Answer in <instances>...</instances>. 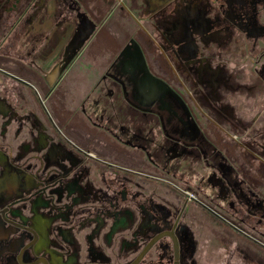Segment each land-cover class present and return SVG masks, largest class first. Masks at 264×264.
<instances>
[{"label": "rangeland", "instance_id": "rangeland-1", "mask_svg": "<svg viewBox=\"0 0 264 264\" xmlns=\"http://www.w3.org/2000/svg\"><path fill=\"white\" fill-rule=\"evenodd\" d=\"M77 6L73 8L67 0H44L34 12L33 0H0V58L20 75L21 90L27 88L22 86L26 83L38 89L43 104L51 105L56 117L52 124L43 123L34 139L27 134L30 124H25L20 135V143L25 140L41 150L39 162L20 160L18 172L17 163L8 162L11 171L4 187L17 189L14 198L30 199L35 191H43L25 208L26 219L35 209L47 218L52 233H87L92 231L95 219L100 220L95 232L104 231V223L131 216L137 220L146 216L148 224L159 220L168 226L183 202L191 200V195L196 197V191L205 193L209 188L205 180L211 167L206 156L210 159L211 149L224 153L237 144L238 137L245 147L264 154V122L255 126L262 114L250 120L248 127L235 123V129L223 122L222 115L209 108L199 110L191 98L181 96L183 91L175 86L176 81L164 83L166 90L159 91V96L163 95L144 103L136 97L140 82L119 64L122 55L110 64H80L85 51L82 44L98 34L97 28L88 24L92 16L80 15ZM104 56L108 61L111 54ZM56 65L60 68L53 80L51 73ZM144 74L137 72L139 79ZM16 80H7V86L16 85ZM259 89L260 85L252 88ZM27 90L24 94L28 95ZM92 100L100 102L101 111L86 114L88 101L92 104ZM30 103L20 106L21 115L30 109ZM1 110L9 109L1 105ZM224 112L232 115L230 108ZM40 132L43 136L47 133L41 141ZM3 135L7 136L0 127V137ZM195 136L204 139L197 144ZM81 149L97 154L99 160ZM46 153L49 158L42 159ZM54 155L55 164L50 160ZM50 175L60 181L52 190L47 186L52 182ZM254 178L251 181L259 184ZM74 180L78 186L70 183ZM260 191L264 200L263 186ZM259 214L264 215V210ZM255 227H262L258 232L264 234V222L248 230L257 237ZM260 240L264 243V238Z\"/></svg>", "mask_w": 264, "mask_h": 264}, {"label": "flooded vegetation", "instance_id": "flooded-vegetation-1", "mask_svg": "<svg viewBox=\"0 0 264 264\" xmlns=\"http://www.w3.org/2000/svg\"><path fill=\"white\" fill-rule=\"evenodd\" d=\"M184 3V31L179 38L172 31L173 15L162 20L164 51H173L171 44L179 39L182 53L175 65V86L181 88V96L191 98L199 110L209 108L217 112L223 116V122H229L235 129V123L239 122L250 126L249 121L238 118L227 97L234 93L253 96L264 92V0H184ZM1 59L0 106H7L9 110L0 111V127L2 133L7 134L0 137L3 144L0 150V264H264V243L260 240L264 234L258 232L262 227H255L257 237H254L248 232L254 225L248 224L247 217L250 211L258 214L264 210L263 203L250 207L247 174L244 167L230 158L231 148L224 153L210 150V159L206 156V160L211 170L207 171L205 180L209 188L205 193L196 191V197L191 195V200L183 202L171 225L163 226L159 220L148 224L146 216L138 220L131 216L104 223L101 226L102 230L106 228L104 231L95 232L100 224V220L95 219L92 231L87 233H52L47 218L35 209L30 219H26L25 208L43 191L42 188L35 191L30 199L14 198L18 195L17 189L4 187L11 171L8 162L17 163L16 171L21 170L20 160L39 162L41 150L25 140L20 143V135L25 124H30L27 134L34 139L36 130L43 129V123L52 124L56 117L53 107L43 104L38 89L23 81L26 85L22 86L27 88L21 90L20 75ZM247 62L259 64V71L254 73L256 81L250 85L239 81V76L244 77ZM15 79L18 80L16 85L7 86V80ZM150 82L147 79L144 83ZM257 85L261 89L252 90ZM26 89L29 96L24 94ZM139 92L136 97L149 103L140 97L142 91ZM214 96L219 98L213 99ZM89 101L86 114L101 111L100 102L92 100L91 104ZM29 102L35 112L26 108L21 115L20 106L26 107ZM225 108L231 109V116L226 115ZM15 118L21 128L19 124L13 129ZM44 134H38L40 141L46 138L47 133ZM203 139V136H195L193 141L200 144ZM236 139L237 145L240 144L239 138ZM8 145L11 146L8 148ZM81 151L99 160L97 154ZM245 151L248 153L241 156L264 158V154L250 148L245 147ZM49 156L46 153L42 159L47 160ZM50 158L55 164V155ZM54 177L50 175L52 182L47 185L50 190L60 182ZM70 183L78 186L77 180ZM262 225L263 221L258 223Z\"/></svg>", "mask_w": 264, "mask_h": 264}, {"label": "crops", "instance_id": "crops-1", "mask_svg": "<svg viewBox=\"0 0 264 264\" xmlns=\"http://www.w3.org/2000/svg\"><path fill=\"white\" fill-rule=\"evenodd\" d=\"M33 1L36 8H32V10L34 12L39 11L38 7L44 0ZM67 1H71L73 8L77 7L76 9H78L77 5H79L82 11L80 15L92 16V20L88 21V24L93 25L94 29L97 28L98 35L82 44L85 51L80 57V64L86 66H94L105 62L110 64L115 58L122 55L124 58L120 60L119 64L132 75L135 81L140 82L138 83L139 91H142L140 97L148 102L158 97L160 90L164 91V83L175 81V65L178 64V59L180 55L182 56V53L179 50V39L171 44L170 49L173 51L167 53L164 51L163 28L165 29V25L162 20L169 14L173 15L172 31L176 38H179L181 32L184 31L186 8L184 0ZM93 17L99 19L95 20ZM70 32L73 34L75 31L72 28ZM77 37L79 35L76 36V39ZM105 54H111L108 61H105ZM232 66H234V63ZM256 71H259V64L247 62L241 83L246 85L254 83L256 81V75L254 74ZM137 72H140V74L145 73L142 79H139ZM58 73L59 68L56 67L51 73V79L54 80ZM147 79H150L151 82L146 85L144 82ZM227 102L235 108L238 118L248 122L253 118L257 119V116L262 114L257 119L255 126L259 127L261 122H264V92L256 93L253 96L248 93H234L228 95ZM30 110L33 112L35 108L30 107ZM13 123V129L20 124L16 118ZM239 150H241V153L238 152ZM244 151L243 144L240 143L235 146L232 144L230 158L234 160L236 165L244 167L247 174L248 194H251V197L249 196L250 207L251 205L263 203L262 208H264L263 194L260 191L261 186L264 188V158L251 155H247L246 158L241 156ZM254 177L259 179V184L256 183L257 187L251 181ZM255 180L256 178H254ZM247 217L249 225H258L259 222L264 220V215L252 214L251 211Z\"/></svg>", "mask_w": 264, "mask_h": 264}]
</instances>
